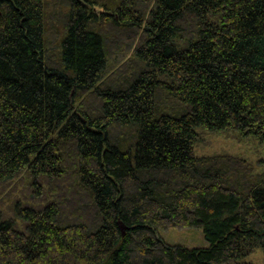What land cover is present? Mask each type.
<instances>
[{
    "label": "trees",
    "instance_id": "obj_1",
    "mask_svg": "<svg viewBox=\"0 0 264 264\" xmlns=\"http://www.w3.org/2000/svg\"><path fill=\"white\" fill-rule=\"evenodd\" d=\"M198 128L264 143V0H0V264H256L264 160Z\"/></svg>",
    "mask_w": 264,
    "mask_h": 264
},
{
    "label": "rangeland",
    "instance_id": "obj_2",
    "mask_svg": "<svg viewBox=\"0 0 264 264\" xmlns=\"http://www.w3.org/2000/svg\"><path fill=\"white\" fill-rule=\"evenodd\" d=\"M127 53V57L130 56ZM194 152L198 156L213 155L218 153L231 154L239 156L254 167L255 172L261 171V162L264 160V143L252 136L244 139L238 138L237 135L231 130H206L197 129V137L194 143ZM24 185L20 184L15 186V191H11L10 195L0 194V208L10 218H12V202L19 198H23L25 193ZM14 187L7 188L8 191L13 190ZM13 192V193H12ZM158 236L165 242L170 244H180L189 248L193 247H206L208 241L203 236V230L199 227H170L165 230H158ZM246 260L256 264H264V254L258 248L245 257Z\"/></svg>",
    "mask_w": 264,
    "mask_h": 264
},
{
    "label": "water",
    "instance_id": "obj_3",
    "mask_svg": "<svg viewBox=\"0 0 264 264\" xmlns=\"http://www.w3.org/2000/svg\"><path fill=\"white\" fill-rule=\"evenodd\" d=\"M121 228L123 229V225H121Z\"/></svg>",
    "mask_w": 264,
    "mask_h": 264
}]
</instances>
